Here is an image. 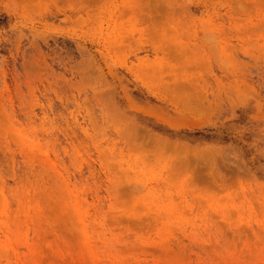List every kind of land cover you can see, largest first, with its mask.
I'll use <instances>...</instances> for the list:
<instances>
[{"label": "rangeland", "instance_id": "rangeland-1", "mask_svg": "<svg viewBox=\"0 0 264 264\" xmlns=\"http://www.w3.org/2000/svg\"><path fill=\"white\" fill-rule=\"evenodd\" d=\"M0 264H264V0H0Z\"/></svg>", "mask_w": 264, "mask_h": 264}]
</instances>
